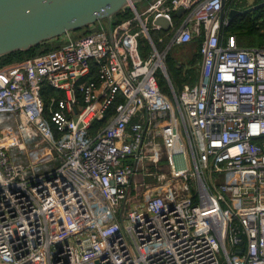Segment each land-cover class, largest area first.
Listing matches in <instances>:
<instances>
[{
    "label": "built area",
    "instance_id": "built-area-1",
    "mask_svg": "<svg viewBox=\"0 0 264 264\" xmlns=\"http://www.w3.org/2000/svg\"><path fill=\"white\" fill-rule=\"evenodd\" d=\"M258 3L151 0L0 62V264H264V45L227 34ZM194 42L177 89L166 56Z\"/></svg>",
    "mask_w": 264,
    "mask_h": 264
},
{
    "label": "water",
    "instance_id": "water-1",
    "mask_svg": "<svg viewBox=\"0 0 264 264\" xmlns=\"http://www.w3.org/2000/svg\"><path fill=\"white\" fill-rule=\"evenodd\" d=\"M143 0H0V58L16 52H25L30 48L59 39L66 33H72L91 27L97 22H106L111 33L114 16L126 9H132ZM262 4L244 11L230 10L227 18L251 13ZM183 10L176 11L179 16ZM225 8L221 10V17ZM155 25L168 29V23L159 18ZM244 241H238L237 255L242 253Z\"/></svg>",
    "mask_w": 264,
    "mask_h": 264
},
{
    "label": "rangeland",
    "instance_id": "rangeland-1",
    "mask_svg": "<svg viewBox=\"0 0 264 264\" xmlns=\"http://www.w3.org/2000/svg\"><path fill=\"white\" fill-rule=\"evenodd\" d=\"M150 1L151 0H143L139 3H136L134 6L135 10L138 13H142ZM240 5H241V2L239 4V6ZM244 9H246V8H242V10H244ZM134 14H135L134 11L131 10V15L134 16ZM252 17H254V16H252ZM262 20L264 21L263 18H262ZM148 25H149V22H148ZM92 26L93 25H91V27ZM84 30H85V28L80 29V30L76 31V34L77 35L83 34ZM263 30H264V27L259 31L262 39L264 38ZM153 36L155 37L154 39L156 40V38L161 36V35H158L155 33ZM253 37L254 36H252V37L250 36V37L245 38L244 43H242V45L244 47H250V46L256 45V39H254ZM51 46L53 47V46H55V44L44 45L43 47L37 49L36 52L43 50V49H46V48H50ZM149 48H150L149 47V41L146 38L140 39V41H139V53H140L142 58H144V51H147ZM166 60H167V70H168L169 77L173 80V82L177 83L178 87L180 85V82H182L181 81L182 75L183 76L185 75V77H186V80H185V82H183V84L184 83L191 84L190 79H192V78L196 79L197 78L198 70H199V58L197 57V46L195 44H189L185 47H175V46L171 47V49L168 51ZM184 70L188 71V74H185ZM158 78L161 79V81H162V83H160V86L162 88H164V90H165L164 92L167 95L171 96L169 85H168L166 78L163 76L161 71L159 72ZM175 87H176V85H175ZM178 87H176V88L178 89ZM234 260H235V257L232 258L233 262H234ZM223 261H224V264H227V262L225 261L224 258H223Z\"/></svg>",
    "mask_w": 264,
    "mask_h": 264
},
{
    "label": "trees",
    "instance_id": "trees-1",
    "mask_svg": "<svg viewBox=\"0 0 264 264\" xmlns=\"http://www.w3.org/2000/svg\"><path fill=\"white\" fill-rule=\"evenodd\" d=\"M258 4H262V3H258ZM252 16H254V17H252ZM131 17H132L131 10L126 9L124 11L119 12L117 15H115L114 21H115V23H118L124 19H129ZM262 18L264 19V3L262 4V6L259 9L253 11V13H245V14L234 17L232 19L228 29H227V34L236 35L238 44H240L241 46H243L242 43H244L245 38L250 37V36L251 37L254 36L253 38L256 39V45H254V46L260 47V46L264 45V40L262 39V37L259 33V31L264 27V21L263 20L259 21ZM103 22H105V21H103ZM90 32H91V30L87 27L83 31V34L77 35L76 31L73 34H74V36L78 37V36H82V35H87ZM155 33L158 35H161V36L164 35L163 33H157V32L150 33L151 37H153V39L155 38L153 36ZM57 40L58 39L53 40V41H48L46 43H43V44H40V45L35 46L33 48H30L28 51H25V52H16V53L9 54L7 56L0 58V62H2V63L13 62L16 60H20V59H23L26 57H30V56L48 51L51 48H54L56 46V44L58 43ZM167 40H168V37H165L166 42H167ZM47 44H55V46H53V47L51 46L50 48H46V49H43V50L36 52L37 49H39V48H41ZM197 57L199 58L198 46H197ZM185 74H188V71H186ZM181 79L180 80L182 82H180V83L185 82V80H186L185 75L184 76L182 75ZM195 80H196L195 78L190 79L191 85L195 82ZM159 82L162 83L161 79L159 80ZM162 90L165 91L164 88H162Z\"/></svg>",
    "mask_w": 264,
    "mask_h": 264
},
{
    "label": "crops",
    "instance_id": "crops-1",
    "mask_svg": "<svg viewBox=\"0 0 264 264\" xmlns=\"http://www.w3.org/2000/svg\"><path fill=\"white\" fill-rule=\"evenodd\" d=\"M192 44H195L196 46H197V43L196 42H194V43H192ZM242 47H244V46H242ZM166 58H167V56H166ZM200 60V59H199ZM165 64H166V67H167V60H165ZM187 68V67H186ZM185 68V69H186ZM186 72V70H184V73ZM198 72H199V70H198ZM169 75V74H168ZM197 78H198V76H197ZM197 78H196V80H197ZM170 80H171V82L173 83V85L175 86L176 85V87H178L177 86V83H175V82H173V80L170 78ZM195 80V81H196ZM184 84H186V83H184ZM182 85H183V83H180V85H179V87H178V89H180L181 87H182ZM189 85H191V84H189Z\"/></svg>",
    "mask_w": 264,
    "mask_h": 264
}]
</instances>
